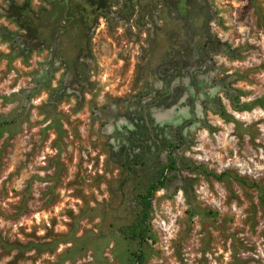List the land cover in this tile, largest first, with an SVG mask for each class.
Instances as JSON below:
<instances>
[{
	"label": "rangeland",
	"instance_id": "obj_1",
	"mask_svg": "<svg viewBox=\"0 0 264 264\" xmlns=\"http://www.w3.org/2000/svg\"><path fill=\"white\" fill-rule=\"evenodd\" d=\"M21 1L0 0V264H264V0L113 19L78 59Z\"/></svg>",
	"mask_w": 264,
	"mask_h": 264
},
{
	"label": "flooded vegetation",
	"instance_id": "obj_2",
	"mask_svg": "<svg viewBox=\"0 0 264 264\" xmlns=\"http://www.w3.org/2000/svg\"><path fill=\"white\" fill-rule=\"evenodd\" d=\"M184 0H41L30 6L25 0L8 4V12L14 23L24 27L28 33L50 36L55 42L54 52L75 49L76 59L104 24L125 17L131 22L151 27L152 33H162L163 22L169 15L185 16ZM188 8V7H187ZM131 17H133L131 19ZM158 19V20H157ZM38 35V36H39ZM182 42L174 46L175 61L183 60ZM57 47V49H56ZM84 48V49H83ZM79 52V54H78Z\"/></svg>",
	"mask_w": 264,
	"mask_h": 264
},
{
	"label": "trees",
	"instance_id": "obj_3",
	"mask_svg": "<svg viewBox=\"0 0 264 264\" xmlns=\"http://www.w3.org/2000/svg\"><path fill=\"white\" fill-rule=\"evenodd\" d=\"M3 34V37L4 38H11L12 37V31L4 28L3 31H2ZM6 33V34H5ZM222 117H226V111L224 109V107L221 108V110L218 112ZM171 165H173V163H170ZM160 181L157 180L156 182L154 181L153 183H151L150 187H149V193L153 192L154 190H156L158 187H161L160 185H157V183H159Z\"/></svg>",
	"mask_w": 264,
	"mask_h": 264
}]
</instances>
